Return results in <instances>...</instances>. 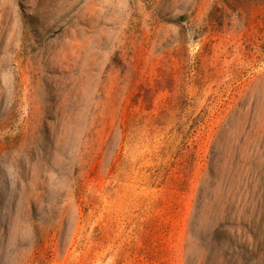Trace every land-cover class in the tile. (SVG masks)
<instances>
[{"label": "rangeland", "instance_id": "rangeland-1", "mask_svg": "<svg viewBox=\"0 0 264 264\" xmlns=\"http://www.w3.org/2000/svg\"><path fill=\"white\" fill-rule=\"evenodd\" d=\"M0 264H264V0H0Z\"/></svg>", "mask_w": 264, "mask_h": 264}]
</instances>
